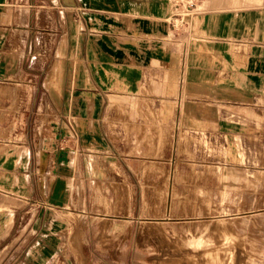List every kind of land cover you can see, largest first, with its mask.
Here are the masks:
<instances>
[{"label": "crops", "instance_id": "1", "mask_svg": "<svg viewBox=\"0 0 264 264\" xmlns=\"http://www.w3.org/2000/svg\"><path fill=\"white\" fill-rule=\"evenodd\" d=\"M173 10L171 0H0V82L21 87L26 115L13 167L0 156V264L61 257L74 184L84 205L126 160V126L140 115L131 99L151 101L165 124L248 145L264 183V0H199L181 29ZM39 110L41 139L25 132Z\"/></svg>", "mask_w": 264, "mask_h": 264}, {"label": "rangeland", "instance_id": "2", "mask_svg": "<svg viewBox=\"0 0 264 264\" xmlns=\"http://www.w3.org/2000/svg\"><path fill=\"white\" fill-rule=\"evenodd\" d=\"M191 14L174 19L175 29ZM0 89V156L10 169L26 115L21 87L2 81ZM130 101L140 115L126 126V160L111 165L116 176L84 205L82 182L75 183L54 264H264V183L252 175L258 163L249 146L214 129L165 124L151 101ZM48 117L34 112L25 132L41 139Z\"/></svg>", "mask_w": 264, "mask_h": 264}, {"label": "built area", "instance_id": "3", "mask_svg": "<svg viewBox=\"0 0 264 264\" xmlns=\"http://www.w3.org/2000/svg\"><path fill=\"white\" fill-rule=\"evenodd\" d=\"M199 0H171L174 12L172 17L174 19H182L183 15L192 12L196 7ZM175 28V25L173 24Z\"/></svg>", "mask_w": 264, "mask_h": 264}, {"label": "bare ground", "instance_id": "4", "mask_svg": "<svg viewBox=\"0 0 264 264\" xmlns=\"http://www.w3.org/2000/svg\"><path fill=\"white\" fill-rule=\"evenodd\" d=\"M0 94H2V95H3V90H1V89H0ZM75 185H76V184H74V186H75Z\"/></svg>", "mask_w": 264, "mask_h": 264}]
</instances>
